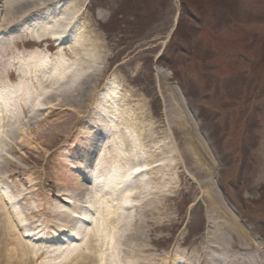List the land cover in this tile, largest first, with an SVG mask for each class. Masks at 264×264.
<instances>
[{
	"label": "rangeland",
	"instance_id": "rangeland-1",
	"mask_svg": "<svg viewBox=\"0 0 264 264\" xmlns=\"http://www.w3.org/2000/svg\"><path fill=\"white\" fill-rule=\"evenodd\" d=\"M7 1L39 0H0V25L11 23L4 31L15 34L24 14L6 7ZM65 2L81 10L79 25L93 33L101 60L82 58L80 73L55 92L59 96L44 99L32 119L0 142V196L6 199L16 189L22 209L27 203L40 206L22 217L41 231L35 241L24 242L51 252L65 242L55 233L66 225L47 223L53 218L44 211L51 205L72 208L65 201H74L70 188L80 178L67 159L75 153L76 132L99 124L98 98L115 90L136 114L133 124L146 128L139 132L149 165L150 191L141 194L145 207L134 233L127 230L122 260L169 264L186 257L212 263L220 252L206 245V236L216 224L232 225L218 205L236 220L241 233L233 230L232 239L245 243L246 258L264 264V0ZM44 45H51L44 54L58 50L51 40ZM225 227L218 229L221 236H229ZM74 245L79 257L69 264H110L96 240L79 238ZM52 262L44 254L35 264Z\"/></svg>",
	"mask_w": 264,
	"mask_h": 264
},
{
	"label": "bare ground",
	"instance_id": "bare-ground-1",
	"mask_svg": "<svg viewBox=\"0 0 264 264\" xmlns=\"http://www.w3.org/2000/svg\"><path fill=\"white\" fill-rule=\"evenodd\" d=\"M16 1L18 0L14 2ZM10 2L12 3L11 0ZM24 3L18 5H12L8 1L5 3L6 7L10 4L9 6L17 8L15 11L17 14H24L23 20L18 22L20 24L18 33L9 32L13 35L9 37L4 30L7 29L5 28L7 25L12 24L0 25V42L4 44L0 50V123L3 122V127L0 124V142L8 133L18 131L19 126L26 122L25 118L32 119L40 110L44 99L57 95L56 91L78 76L83 64L82 58L89 59L93 64L101 60V47L93 39V33L88 29L90 32L88 36L87 28L79 25L82 19L81 10L79 8L76 10L77 5L75 9L66 8L65 4H62L66 3L65 0H39L40 5L33 1ZM19 34L21 39L18 38ZM47 40L57 45L56 53H43L44 50L50 51L51 48V45H44ZM51 89L54 91L49 94ZM175 89L181 94L177 87ZM66 91L67 89L63 92ZM111 93L106 96L103 93L104 97L98 98L97 102L100 104L97 108L100 109L98 113H102L99 124H94V127L92 126L94 129L87 126L84 127L85 131L76 132V141L80 144L75 143V150L72 151L75 153L67 159L70 165L76 167L80 178H77L76 185L70 188L74 201L71 199L65 201L68 205L72 203V208H68L70 209L68 211L51 205L44 211V215L53 218L51 221L46 220L47 223L57 225L61 221L66 225H62L58 233H55V236H61L60 239L64 238L65 242L56 244L53 252L49 251L48 247L39 248L35 245L30 247L24 242L27 238L35 241L36 234H40L41 231L32 229L22 217L25 218V215L29 216L31 213L36 214L40 206L27 203L22 209L16 201V189H13L15 194L11 190L12 192L4 195L6 199L0 196V264H35L44 254L51 258L53 264L57 259L61 260L58 264L77 261L79 256L74 245L76 241L66 240L65 232L69 229L76 239L80 238L87 244L96 240L98 242L96 249L100 248L102 257H109L110 264H140L134 262L135 258L126 263L121 256L123 257L122 246L126 245L129 238L127 230L134 233V226L136 227L139 221V212L145 207L146 202L141 194L150 191L146 176V165L149 168L148 155L140 143L139 132L146 128L144 129L142 123L133 124L136 114L126 107L123 97L118 100L115 90ZM83 122L81 120L79 123ZM89 122L90 120H87L85 123ZM39 130L37 131L44 133L42 128ZM3 180L0 179V182ZM215 201L212 200L213 205L216 204ZM7 206L12 207V215L7 213ZM217 207L219 214L227 217L232 225L214 226V230L225 227V233L229 236H221L218 229L206 236L213 244L211 246L207 241L206 245L218 249L220 253L212 263L207 262V258H204L206 259L204 263L261 264L257 259L246 258L245 243L242 241L236 243L232 239L233 230L241 233L238 224L235 223L236 220L223 206ZM21 230H27L25 236L19 233ZM68 238L70 239L69 236ZM218 238L220 239L217 240ZM138 254L140 256L141 251ZM179 254L187 256L182 252ZM198 256L196 255V258L200 259ZM188 259L176 257L169 264H198L196 260L187 261Z\"/></svg>",
	"mask_w": 264,
	"mask_h": 264
}]
</instances>
